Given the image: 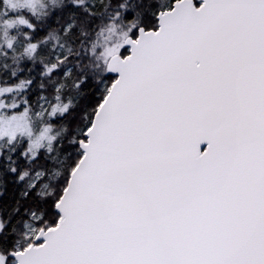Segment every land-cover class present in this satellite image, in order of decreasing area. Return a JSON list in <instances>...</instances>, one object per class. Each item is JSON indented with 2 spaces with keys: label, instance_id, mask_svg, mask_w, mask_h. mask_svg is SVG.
Here are the masks:
<instances>
[{
  "label": "snow or ice",
  "instance_id": "6c2138e0",
  "mask_svg": "<svg viewBox=\"0 0 264 264\" xmlns=\"http://www.w3.org/2000/svg\"><path fill=\"white\" fill-rule=\"evenodd\" d=\"M0 264H264V0H0Z\"/></svg>",
  "mask_w": 264,
  "mask_h": 264
}]
</instances>
